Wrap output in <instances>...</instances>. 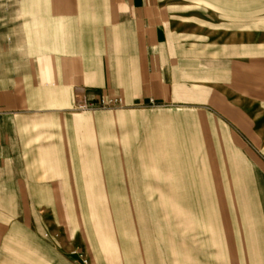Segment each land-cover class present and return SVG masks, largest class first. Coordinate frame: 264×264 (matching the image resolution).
<instances>
[{
	"label": "crops",
	"instance_id": "crops-1",
	"mask_svg": "<svg viewBox=\"0 0 264 264\" xmlns=\"http://www.w3.org/2000/svg\"><path fill=\"white\" fill-rule=\"evenodd\" d=\"M171 38L161 0H0L2 238L32 228L41 229L42 237L55 231L61 219L56 209H42L60 200L62 170L70 168L74 175V138L65 155L60 144L46 142L53 134L43 129L48 117L61 120L76 100L119 97L129 110L140 109L136 118L146 108L158 110L153 111L150 143L119 161L121 168L135 169L136 186H149L150 196L143 199L151 202L153 218H167L168 236L160 253L152 248L155 264H264V183L263 215L254 208L241 210L244 228L236 221L238 209L219 210L210 215L214 220L206 213V201L220 200L224 193L205 175L196 177L184 154V126L175 130L173 121L180 113L172 109L177 104ZM190 106L183 105L188 121ZM155 153L163 159L155 160ZM102 162L110 172V156L103 155ZM246 175L250 180L248 171ZM251 185L254 189V180ZM247 190V183H235V196L246 199ZM207 191L215 196L208 197ZM162 202L166 207H159ZM224 218H229L228 226ZM151 230L158 232L159 225ZM109 239L104 235L100 246L108 248Z\"/></svg>",
	"mask_w": 264,
	"mask_h": 264
},
{
	"label": "rangeland",
	"instance_id": "rangeland-1",
	"mask_svg": "<svg viewBox=\"0 0 264 264\" xmlns=\"http://www.w3.org/2000/svg\"><path fill=\"white\" fill-rule=\"evenodd\" d=\"M161 2L172 33L171 86L177 104L172 109L180 113L173 121L175 130L184 126V154L189 155L196 177L205 175L208 183L215 181L219 191L229 194L207 200V215L238 209L236 221L244 228L241 210L254 208L263 215L264 0ZM186 104L191 105L190 121L184 116ZM127 107L119 97L76 100L61 120L48 117L43 129L54 135L47 136L46 142L60 144L59 151L65 155L74 138V175L70 168L62 170L57 208L42 209L46 213L56 209L61 219L55 231L42 237V230L34 228L30 233L16 231L8 240L0 234V264H81L80 256L86 264L157 262L152 248L160 253L168 236L167 218H153L151 202L143 199L150 196L149 186H136L135 169H123L119 161L130 150L150 143L153 111L158 110L146 108L143 117L136 118L140 109ZM109 149L111 153H103ZM103 155L110 156V172L102 169ZM154 158L159 161L163 155L155 153ZM236 182L250 187L246 199L235 196ZM207 196L215 195L207 191ZM166 205L162 202L159 207ZM224 219L228 226L229 218ZM152 225H159V231H152ZM104 235L110 237L108 248L100 246Z\"/></svg>",
	"mask_w": 264,
	"mask_h": 264
},
{
	"label": "built area",
	"instance_id": "built-area-1",
	"mask_svg": "<svg viewBox=\"0 0 264 264\" xmlns=\"http://www.w3.org/2000/svg\"><path fill=\"white\" fill-rule=\"evenodd\" d=\"M75 255V253H73ZM80 262L81 264H86V260L85 259H82V257L80 256Z\"/></svg>",
	"mask_w": 264,
	"mask_h": 264
}]
</instances>
